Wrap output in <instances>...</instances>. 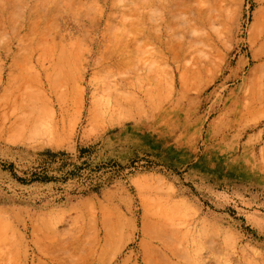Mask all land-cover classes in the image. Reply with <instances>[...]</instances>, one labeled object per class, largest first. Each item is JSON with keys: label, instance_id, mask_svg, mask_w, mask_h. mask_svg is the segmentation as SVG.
<instances>
[{"label": "rangeland", "instance_id": "rangeland-1", "mask_svg": "<svg viewBox=\"0 0 264 264\" xmlns=\"http://www.w3.org/2000/svg\"><path fill=\"white\" fill-rule=\"evenodd\" d=\"M0 264H264V0H0Z\"/></svg>", "mask_w": 264, "mask_h": 264}, {"label": "bare ground", "instance_id": "bare-ground-1", "mask_svg": "<svg viewBox=\"0 0 264 264\" xmlns=\"http://www.w3.org/2000/svg\"><path fill=\"white\" fill-rule=\"evenodd\" d=\"M38 117H39V115H38ZM38 117H36L37 120H38ZM40 117H41V116H40ZM42 120H43V119H40V118H39V121H40L39 123H42ZM43 121H44V120H43ZM44 122H45V121H44ZM35 124H38V123H35ZM35 124H34V125H35ZM42 124H43V123H42ZM36 126H37V125H36ZM46 129H47V128H46ZM35 130H36V129H35ZM46 132H47V131H46Z\"/></svg>", "mask_w": 264, "mask_h": 264}]
</instances>
